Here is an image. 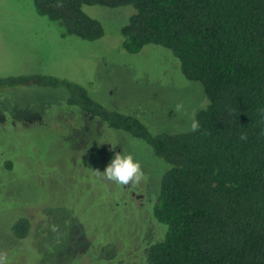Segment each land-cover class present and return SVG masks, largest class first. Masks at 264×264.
<instances>
[{
	"label": "rangeland",
	"instance_id": "374dc122",
	"mask_svg": "<svg viewBox=\"0 0 264 264\" xmlns=\"http://www.w3.org/2000/svg\"><path fill=\"white\" fill-rule=\"evenodd\" d=\"M82 11L101 25L98 40L67 35L37 14L34 0H0V79L62 80L102 108L136 118L151 135L191 132L208 106L202 85L183 77L167 49H122L131 7ZM69 94L30 82L0 88V253L8 264H147V246L164 232L150 207L169 165L143 140L69 108ZM177 103L185 111L176 113ZM124 151L142 163L138 185L95 172ZM18 215L31 218L20 240L10 231Z\"/></svg>",
	"mask_w": 264,
	"mask_h": 264
},
{
	"label": "trees",
	"instance_id": "16d2710c",
	"mask_svg": "<svg viewBox=\"0 0 264 264\" xmlns=\"http://www.w3.org/2000/svg\"><path fill=\"white\" fill-rule=\"evenodd\" d=\"M34 6L67 35L87 41L103 30L82 6H129L122 49H167L183 77L204 89L208 106L195 118L200 131L151 135L139 120L102 108L76 85L0 79V88L29 82L65 88L69 108L143 140L169 165L150 207L164 232L147 246V264H264V0H34ZM29 219L12 221L17 239L26 238Z\"/></svg>",
	"mask_w": 264,
	"mask_h": 264
},
{
	"label": "clouds",
	"instance_id": "9594fccd",
	"mask_svg": "<svg viewBox=\"0 0 264 264\" xmlns=\"http://www.w3.org/2000/svg\"><path fill=\"white\" fill-rule=\"evenodd\" d=\"M57 6H62L57 4ZM176 113L185 111L183 103H177L173 109ZM190 130L192 132L200 131V123L194 118L191 121ZM242 140H246V135L241 136ZM98 175H102L108 181L119 185H138L144 179V171L142 163L131 152L123 154L117 153L111 162L107 165L103 173L95 171ZM0 264H8L7 255L0 253Z\"/></svg>",
	"mask_w": 264,
	"mask_h": 264
}]
</instances>
